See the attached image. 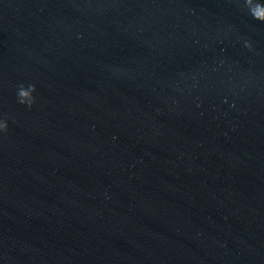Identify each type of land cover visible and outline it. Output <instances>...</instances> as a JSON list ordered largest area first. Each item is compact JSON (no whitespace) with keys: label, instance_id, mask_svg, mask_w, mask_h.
Here are the masks:
<instances>
[{"label":"water","instance_id":"water-1","mask_svg":"<svg viewBox=\"0 0 264 264\" xmlns=\"http://www.w3.org/2000/svg\"><path fill=\"white\" fill-rule=\"evenodd\" d=\"M258 6L0 0V264H264Z\"/></svg>","mask_w":264,"mask_h":264},{"label":"clouds","instance_id":"clouds-1","mask_svg":"<svg viewBox=\"0 0 264 264\" xmlns=\"http://www.w3.org/2000/svg\"><path fill=\"white\" fill-rule=\"evenodd\" d=\"M252 17L256 20L264 22V7H259L258 9L252 12ZM246 47L251 49L252 45L246 42ZM36 91L35 85H28L27 89L24 87H19L17 91L18 102L20 104H26L29 108L32 107L35 100L33 93ZM8 125L5 121H0V131H7Z\"/></svg>","mask_w":264,"mask_h":264}]
</instances>
